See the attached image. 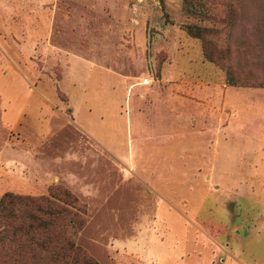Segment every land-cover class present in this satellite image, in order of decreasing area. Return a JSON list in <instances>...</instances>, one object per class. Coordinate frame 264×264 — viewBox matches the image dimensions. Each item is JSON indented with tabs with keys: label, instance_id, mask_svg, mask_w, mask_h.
Here are the masks:
<instances>
[{
	"label": "rangeland",
	"instance_id": "obj_1",
	"mask_svg": "<svg viewBox=\"0 0 264 264\" xmlns=\"http://www.w3.org/2000/svg\"><path fill=\"white\" fill-rule=\"evenodd\" d=\"M204 4L0 0V196L69 191L98 264H264L260 0Z\"/></svg>",
	"mask_w": 264,
	"mask_h": 264
},
{
	"label": "trees",
	"instance_id": "obj_2",
	"mask_svg": "<svg viewBox=\"0 0 264 264\" xmlns=\"http://www.w3.org/2000/svg\"><path fill=\"white\" fill-rule=\"evenodd\" d=\"M182 1L190 13L209 14L205 0ZM260 7L264 51V0ZM184 30L199 39L205 58L218 62L224 49L217 43L216 30L190 22ZM224 79L228 85L264 88V74L257 78L229 66ZM82 214L84 206L59 186L50 187L46 196L4 192L0 196V264H98L71 238L84 223Z\"/></svg>",
	"mask_w": 264,
	"mask_h": 264
}]
</instances>
